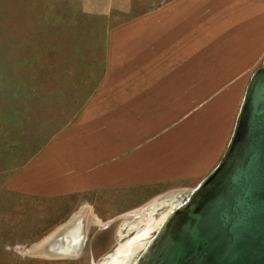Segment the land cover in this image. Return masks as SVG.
<instances>
[{
  "label": "crops",
  "instance_id": "0c3cea01",
  "mask_svg": "<svg viewBox=\"0 0 264 264\" xmlns=\"http://www.w3.org/2000/svg\"><path fill=\"white\" fill-rule=\"evenodd\" d=\"M105 40L101 78L76 117L5 187L35 200L111 192L116 209L89 203L39 250L62 230L63 244L80 246L91 227L127 212L128 193L189 192L215 167L264 58V0H162Z\"/></svg>",
  "mask_w": 264,
  "mask_h": 264
},
{
  "label": "rangeland",
  "instance_id": "374dc122",
  "mask_svg": "<svg viewBox=\"0 0 264 264\" xmlns=\"http://www.w3.org/2000/svg\"><path fill=\"white\" fill-rule=\"evenodd\" d=\"M161 1L0 0V264H98L90 252L93 227L80 246L63 244V234H69L63 230L46 247L34 245L89 203L101 211L116 209L113 193L35 200L9 192L5 184L76 117L101 78L109 27ZM163 188L147 187L137 201L128 193L132 206L124 214L129 216L118 224L117 241L102 264L145 231L121 262L133 264L164 216L188 193ZM140 210L143 214L132 216Z\"/></svg>",
  "mask_w": 264,
  "mask_h": 264
},
{
  "label": "water",
  "instance_id": "95a60500",
  "mask_svg": "<svg viewBox=\"0 0 264 264\" xmlns=\"http://www.w3.org/2000/svg\"><path fill=\"white\" fill-rule=\"evenodd\" d=\"M124 217L92 235L94 263L116 243ZM133 264H264V58L249 78L220 160L168 211Z\"/></svg>",
  "mask_w": 264,
  "mask_h": 264
},
{
  "label": "bare ground",
  "instance_id": "6f19581e",
  "mask_svg": "<svg viewBox=\"0 0 264 264\" xmlns=\"http://www.w3.org/2000/svg\"><path fill=\"white\" fill-rule=\"evenodd\" d=\"M141 211V210H140ZM132 214H134V215H132V216H140V214H143V212L141 211V212H138V213H132ZM122 216H125V217H128L129 216V213H127V214H123ZM124 217V218H125ZM165 217V216H164ZM149 218V217H148ZM150 219V218H149ZM163 220V219H162ZM162 222V221H161ZM160 222V223H161ZM160 225V224H159ZM104 228H106V226L104 227ZM103 228V232L102 233H106V232H108V228H106V229H104ZM117 229V228H116ZM149 229V228H148ZM147 229V230H148ZM146 230V229H145ZM150 231V230H149ZM144 233H145V231H143ZM144 233H141L140 235H138L137 237H135L134 239H133V241H129V242H127V243H125L124 245L122 244V245H120L118 248H117V250H116V255H114V256H111L110 257V259L109 260H107V262L106 263H103V264H121V262L124 260V258L126 257V256H128V253H130L131 254V249H132V245L133 244H136V242L137 241H140V238L143 236V235H145ZM139 234V233H138ZM104 238L106 239V236H104ZM113 239H114V241H115V239H116V237H115V230H114V232H113ZM111 242V246H112V243H113V241H110ZM114 246V245H113ZM112 246V247H113ZM135 247V246H134ZM134 249V248H133ZM103 257H104V255H101L100 256V254L97 256V259H96V261L98 262V264H102V262L104 261V259H103Z\"/></svg>",
  "mask_w": 264,
  "mask_h": 264
}]
</instances>
